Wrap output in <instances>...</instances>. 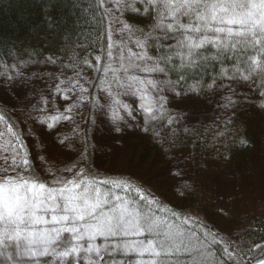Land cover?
<instances>
[{
  "label": "rangeland",
  "instance_id": "obj_1",
  "mask_svg": "<svg viewBox=\"0 0 264 264\" xmlns=\"http://www.w3.org/2000/svg\"><path fill=\"white\" fill-rule=\"evenodd\" d=\"M126 3H130V0H103L113 54L93 97L88 93L90 71L82 63L85 49L74 41H67L62 53L32 55L22 60L10 74H0V107L18 125L20 138L26 147L24 149L21 146L17 139L19 137L13 136L10 128L0 119V169L5 166L4 161L10 162L15 157L19 162L27 157L35 166L37 174L47 175L51 171L59 175L65 168L73 166L77 172L85 159L81 130L84 116L88 113L91 123L89 136L93 144L90 156L93 169L103 173L113 172V169L118 170V173L121 168L126 170L131 165L130 150L135 141L145 132H151L155 136L156 144L160 146V153L146 163L145 167H136L139 169L137 172L143 173L146 180L163 178L162 185L170 186L168 184L175 178L189 185L192 190L201 192L203 219L229 216L231 208L236 207L247 212L264 213V137L259 151L246 165H243L231 150H227L223 155V152L217 151L218 146L241 142L240 136L245 127L243 118L252 116V107L258 104L260 95L264 96V87L257 83L251 91L241 89L248 99L234 123L230 122L229 112L217 106V101L220 100L219 90L216 95L207 92L205 104L194 105L181 104V100L188 94L186 90L183 96L164 93L166 100L161 102L163 107L155 102V93L151 90V101H141L139 95H125L127 82L133 76L156 80L164 78L159 75L149 77L136 69L137 64L143 66V62L138 61L135 55L141 51L137 47V41H145L148 30L152 27V18L142 11L139 14L128 11ZM149 55L155 56L156 52L150 50ZM48 58L55 61V65H45L44 62ZM257 59L260 57L257 56ZM53 75L59 83V91L53 89L50 103L45 104L44 101L49 99L45 86L53 84L50 78ZM22 76L30 83L21 85L19 81ZM12 80L17 81L15 90L19 91V96L15 95L13 88L9 86ZM65 96L69 97L67 101ZM133 100L136 101L132 109L135 116L129 119L115 102L131 104ZM106 101L120 110L121 115L128 120L123 138L119 141L111 140L106 131V117L99 107L105 105ZM141 103L146 107L154 105L153 111L147 112L140 107ZM52 116H65L70 119L54 122ZM170 119L171 124L168 123ZM41 120L44 121L43 124L40 123ZM48 123H53L54 128L48 129ZM180 128L182 134L178 131ZM218 131H224L227 135L221 138ZM179 134L183 138L184 134L199 136L207 146L197 175L194 173L189 153L180 149V144L175 142ZM68 178H71V175ZM51 180L52 177L48 176L49 183ZM88 182L100 188L102 193L108 192L110 201L119 196L120 203L128 201L130 206H135L119 190ZM150 221L158 222V226L152 231L143 224L141 230L135 234L125 235L121 232L115 237H109L108 241L97 236L95 243L100 248V253L81 252L78 258H74V264H99L100 257L103 258V264H158L159 248L152 234L160 232L170 241L168 246L167 243L163 244V248H171L173 252L181 248L196 251L198 249L199 264H215L211 252L196 240L198 238L193 232L195 224L192 219H185L182 224L173 219L159 217H151ZM68 235L65 234V237ZM150 241L151 251L148 252H142V249L125 251L121 247L125 243L148 247ZM81 243L87 247L86 243ZM106 243L107 248L104 247ZM40 260L41 264H56V258L53 257H42ZM0 264H4L3 256H0Z\"/></svg>",
  "mask_w": 264,
  "mask_h": 264
},
{
  "label": "snow or ice",
  "instance_id": "obj_2",
  "mask_svg": "<svg viewBox=\"0 0 264 264\" xmlns=\"http://www.w3.org/2000/svg\"><path fill=\"white\" fill-rule=\"evenodd\" d=\"M125 6L128 11L136 14L142 11L152 18L145 41H137L141 51L135 55L143 66L137 64L136 69L149 77H164L156 80L133 76L127 82L125 95H139L141 101H151V90L155 93V102L163 107L164 93L183 96L185 87L192 95L205 90L216 95L219 90L217 106L228 111L230 122L234 123L248 99L241 89L251 91L257 83L264 87V0H130ZM153 49L155 56L149 55ZM44 63L55 65L51 58ZM210 64L221 68L207 82L205 76ZM225 64L231 67H224ZM169 73H176L177 79L168 78ZM50 78L53 84L45 86L49 95L45 104L50 103L53 89L59 91L57 78L54 75ZM189 80L194 82L189 84ZM19 82L30 83L23 76ZM16 83L12 80L9 86L19 96ZM64 99L67 101L69 97ZM115 103L129 119L135 116L132 110L135 100L131 104ZM153 106L140 104L149 113ZM99 107L106 117L108 137L121 140L128 120L107 101ZM51 119L56 122L70 117L52 116ZM54 126L53 123L46 125L48 129ZM218 135L223 138L227 133L218 131ZM4 164L0 169V256L4 257V264H41L42 257L56 258V264L65 261L74 264V258L81 252L100 253L95 243L97 236L108 241L121 232L138 233L143 224L149 231L158 226L157 221L149 223V218L142 217L128 201L120 203L121 197L110 201L108 192L102 193L100 188L81 180L82 173H77L75 166L65 168L59 175L51 171L38 175L27 157L19 162L13 157ZM48 176L52 177L50 183ZM114 186L121 187L118 183ZM65 234H69L67 238ZM82 241L87 244L86 248ZM151 243L148 247L128 243L121 247L125 251L148 252ZM99 264H103L102 257Z\"/></svg>",
  "mask_w": 264,
  "mask_h": 264
},
{
  "label": "trees",
  "instance_id": "obj_3",
  "mask_svg": "<svg viewBox=\"0 0 264 264\" xmlns=\"http://www.w3.org/2000/svg\"><path fill=\"white\" fill-rule=\"evenodd\" d=\"M67 41H74L85 49L82 63L90 71L88 93L93 97L113 54L103 0H0V74H10L22 60L32 55L62 53ZM153 51L155 52L154 49ZM224 67L231 65L225 64ZM220 68V65L215 68L208 65L205 80L211 82L209 77L218 74ZM169 77L175 80L177 74L169 73ZM193 82L188 81L189 84ZM185 90L187 91L186 87ZM206 94V90L195 95L187 94L181 104H205ZM259 103L264 104V96L260 95L258 104L253 105L252 116L243 118L245 127L240 140L246 143L236 141L228 146L217 147V151L223 152L222 155L227 150L233 151L243 165L248 164L250 158L259 151L264 137V108ZM0 119L10 128L12 135L19 137L16 138L20 143L23 142L18 125L1 107ZM89 119V114H85L81 130L85 157L81 167L77 169L78 173H82L81 180L119 190L133 202L142 217L149 218V223L151 217L173 219L180 224L185 219H192L195 224L193 232L198 238L196 240L211 252L215 264H249L264 255L262 211L247 212L236 207L231 208L229 216L203 219L201 192L192 190L189 185L185 187L183 182L175 178L171 180L173 185L163 186V178L146 180L143 173L137 172V166L145 167L146 163L160 153V146L156 144L151 132H145L135 141L130 150L131 165L126 170L121 168L118 173V170L113 169V172L103 173L93 169L90 160L93 144L89 136ZM178 131L182 134L181 128ZM181 134L175 142L180 144V149L189 153L197 175L207 146L199 136L184 134L183 138ZM116 183L121 187H115ZM152 237L157 240L159 248L158 264H199L198 249L181 248L173 252L171 248L162 247L166 243L168 246L170 241L161 232L152 234Z\"/></svg>",
  "mask_w": 264,
  "mask_h": 264
},
{
  "label": "water",
  "instance_id": "obj_4",
  "mask_svg": "<svg viewBox=\"0 0 264 264\" xmlns=\"http://www.w3.org/2000/svg\"><path fill=\"white\" fill-rule=\"evenodd\" d=\"M262 262H264V255L255 258L249 264H262Z\"/></svg>",
  "mask_w": 264,
  "mask_h": 264
}]
</instances>
